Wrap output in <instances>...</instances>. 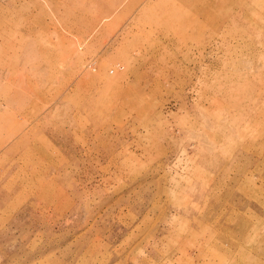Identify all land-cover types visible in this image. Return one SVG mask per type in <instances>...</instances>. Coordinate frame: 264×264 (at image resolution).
Listing matches in <instances>:
<instances>
[{
	"label": "rangeland",
	"instance_id": "rangeland-1",
	"mask_svg": "<svg viewBox=\"0 0 264 264\" xmlns=\"http://www.w3.org/2000/svg\"><path fill=\"white\" fill-rule=\"evenodd\" d=\"M218 4L222 9L216 10L211 22L209 13H186L187 23L193 21L186 30L201 39L195 45L199 62L212 68H179L178 47L168 51L159 43L147 53L143 49L146 60L165 67L159 76L170 84L169 98L154 107L165 105L171 121L163 127L156 117L148 138L152 151L166 147L164 163L144 167L139 159L135 164L138 158L126 147L118 158H108L104 167L88 174L79 169L72 193L60 182L59 173L53 180L59 184L35 186L32 181L38 172L17 167L18 154L1 151L0 135V264H264V0H218ZM24 8L27 36L38 28V35L50 34L51 39L38 42L44 49L40 60L27 58V95L21 105L16 98L17 73L11 74L13 104L8 105L16 112L12 124L19 120L16 114L33 112L34 68L39 64L58 68L61 76L65 68L82 66L72 53L65 54L69 43L60 35L65 31L55 14H46L47 21H41L43 11L33 0H26ZM157 12L162 10L144 7L135 15L152 17ZM122 20H110L106 26L115 30ZM11 26L6 34L15 40L0 41L7 46L1 48L6 55L0 64L18 68L23 62L14 57L15 44L21 41L14 32L18 25ZM146 26L143 29L150 28ZM122 63L123 73H128L117 79L129 84L133 64L128 59ZM3 106L0 109H6ZM163 128L169 132L162 135ZM140 154L151 158L147 150ZM83 173L89 177L87 183L81 180ZM12 190L15 197L3 200L4 193ZM33 191L57 194L58 203L50 204L49 210L48 200H30ZM33 203L41 207L37 212L56 210L59 216L34 217L29 213L34 212ZM21 209H26L25 216L16 214Z\"/></svg>",
	"mask_w": 264,
	"mask_h": 264
},
{
	"label": "crops",
	"instance_id": "crops-1",
	"mask_svg": "<svg viewBox=\"0 0 264 264\" xmlns=\"http://www.w3.org/2000/svg\"><path fill=\"white\" fill-rule=\"evenodd\" d=\"M33 1L35 6L43 11L41 21H45L43 18L47 21L46 14L47 16L51 12L55 14L65 31L60 32V35L69 43L65 54L72 53V58L78 59L82 66L79 64L81 68H71L72 66L65 68L61 76L58 75L61 72L58 68H43L41 64L38 65L39 68H34L32 71L34 86L30 100L33 104V112L16 114L19 120L16 123L17 128L13 129L16 124H12V115L14 116L13 113L16 112L8 105L13 104L10 103L12 95L8 88L11 74L17 73L16 98L17 104L21 105L27 95V58L40 60L44 55V49L42 43L38 42L51 38L50 34L44 36L39 32L38 35V28L30 29L27 36L24 18L26 0H0V41L15 40L14 37L11 38L6 34V30L9 29V25H18L14 32L17 41L20 40L21 43L15 44L17 54L14 57H19V63L23 62L18 68H10L8 63L0 64V104L5 105L3 107L6 108L0 109V135L3 140L1 151L4 154H18L17 167L21 165L24 169H35L38 172L32 181L35 186L41 187L47 182L48 184L62 182L63 185L66 184V189H72V193H74L72 187L80 177L79 169L85 170L88 174L90 169L104 167L108 158L111 159L112 156L114 159L118 158L126 152V147H129L132 156L138 158L134 160L135 164H139V159H141L139 165L142 164L144 167L153 168L161 162L164 163L163 155L166 147L163 145L162 150L159 147L156 151H152L148 138L151 136L150 129L153 126L151 122L156 117L161 118L163 127L164 122L167 121L168 124L171 121L169 116L171 111L163 110L165 105L158 109L154 107L163 104L160 101L169 98L170 84L164 76L161 78L159 76L160 73H165V67L156 60H146L147 54L144 50L146 49V53L154 50L159 43L168 51L178 47L179 68H212L205 62L203 64L199 62L200 55L195 45L201 39L196 32L186 30V25L193 22L187 23L189 17L186 13L188 11H200L199 14L205 15L209 13L208 17L211 18L208 21L211 22L222 9L218 0H175L174 2L144 0L142 3H139L141 0ZM144 7L146 11L159 8L162 12H157L152 17L138 18L135 14ZM106 14H109L107 19ZM38 15L34 13V17ZM118 19H123V22L115 30L109 25L106 26L110 20ZM142 19L147 22H139ZM12 21L17 22L14 24ZM40 24L46 25L47 22ZM144 24L150 28L146 26L147 28L143 29ZM176 25L179 26L177 29L171 28ZM175 31H179L178 35H175ZM74 40L77 41L75 45L77 51L74 48ZM28 42H34V46H30ZM6 47L0 45V59L6 55L2 54L1 48ZM59 50V53L63 54L61 49ZM127 59L130 60L131 66L133 64V68H129L132 71V74L131 71L129 72L131 81L129 84H123L117 78L128 73H123L125 68L122 63ZM119 68L121 71L115 76L113 73ZM128 87L130 89L133 87V90L127 91ZM164 92L168 94L165 95ZM160 110L162 116L159 115ZM32 115L33 117L30 118ZM168 128H163L162 135L169 132ZM13 130L17 132L14 133ZM12 137L16 139L11 141ZM83 143L89 148L84 149ZM146 150L151 155L149 159L145 158L147 157L145 154L144 157L142 154L139 155V152ZM154 158H157V161H154ZM58 173L61 181L58 178L60 182L55 183L53 180L57 178ZM88 178L83 173L81 180L86 179L85 183H87ZM13 191L15 190L4 193L6 197L3 200L13 199L15 197ZM56 195H42L38 191H33L30 200L35 202L48 200L49 204L46 207L48 206L50 210L52 209L50 204L58 203L55 199ZM30 207L34 212L29 213L34 217H38L39 213L51 217L59 216L56 210L55 213L37 212L36 209L41 207L36 203ZM25 210L21 209L16 214L25 216L22 215ZM61 214L65 213L61 212ZM37 222L39 220L35 223Z\"/></svg>",
	"mask_w": 264,
	"mask_h": 264
}]
</instances>
